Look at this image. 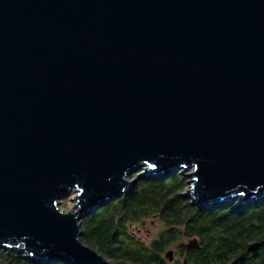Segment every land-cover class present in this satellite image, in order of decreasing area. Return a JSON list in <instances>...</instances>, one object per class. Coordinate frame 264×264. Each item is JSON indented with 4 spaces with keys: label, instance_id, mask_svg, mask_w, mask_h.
Instances as JSON below:
<instances>
[{
    "label": "water",
    "instance_id": "95a60500",
    "mask_svg": "<svg viewBox=\"0 0 264 264\" xmlns=\"http://www.w3.org/2000/svg\"><path fill=\"white\" fill-rule=\"evenodd\" d=\"M143 163L264 199V0H0V248L111 264L82 221Z\"/></svg>",
    "mask_w": 264,
    "mask_h": 264
},
{
    "label": "trees",
    "instance_id": "16d2710c",
    "mask_svg": "<svg viewBox=\"0 0 264 264\" xmlns=\"http://www.w3.org/2000/svg\"><path fill=\"white\" fill-rule=\"evenodd\" d=\"M182 172L144 177L125 195L100 206L83 218V240L111 264H264V245L249 253L254 242H264V199L236 209L237 202L197 206L182 196ZM159 217L165 230L151 241L140 239L130 225ZM198 238L200 248L186 259L170 261L167 249L184 238ZM171 242V243H170ZM186 245L181 243L180 253ZM19 252L0 249L7 264H64L30 260Z\"/></svg>",
    "mask_w": 264,
    "mask_h": 264
},
{
    "label": "rangeland",
    "instance_id": "374dc122",
    "mask_svg": "<svg viewBox=\"0 0 264 264\" xmlns=\"http://www.w3.org/2000/svg\"><path fill=\"white\" fill-rule=\"evenodd\" d=\"M177 172H182L181 177H182V179L185 182V189L182 192V196L184 198H186V199H190V201L193 203V199L188 197L190 192H191L190 191V187H191L190 181L192 180V178H190L189 176L193 172V170L192 169L191 170H183V169H181V170H179ZM164 173L167 174V172H160V171L153 172V176H150V177H155L157 175H161V174H164ZM173 173H175V172H173ZM148 174H149V165L146 164V163H143L139 169H137L136 171L132 172L129 175V180H131V181H136L137 180V182H138L139 179L144 178L145 176H148ZM137 182H136V184H137ZM134 186H135V184L132 185V187H134ZM132 187L128 191H130L132 189ZM75 195H76V193L73 192V193H70L69 195L65 196L64 198H62L61 204H60V208L62 210H65V211H69L70 209H72L75 206V202H74ZM123 195H125V194H123ZM227 201H230V202L231 201L232 202L235 201V202H237L236 209H239V205H240V200L239 199H233V200H227ZM254 202L255 201H252L250 204H252ZM218 203L219 202L217 201L214 204L218 205ZM250 204H248V205H250ZM199 205L205 207L204 205L197 204V206H199ZM165 228H166V224L163 222V220L161 218H159L157 216L151 217V218L143 220V221L142 220L141 221H137V222H134L133 224L130 225L131 231L135 232L137 237H139L140 239H145L146 241H151L154 238H157L165 230ZM192 239H194V238L186 237L180 243L179 242L173 243L167 249L166 254H167V252L172 250V251L175 252L174 261L183 260L184 258H183L182 255H180L179 246H180L181 243H185V245H186ZM6 250H7L8 253L18 252L17 250H9V249H6ZM0 262H2L4 264H7L6 262L2 261L1 259H0Z\"/></svg>",
    "mask_w": 264,
    "mask_h": 264
},
{
    "label": "flooded vegetation",
    "instance_id": "af4514ba",
    "mask_svg": "<svg viewBox=\"0 0 264 264\" xmlns=\"http://www.w3.org/2000/svg\"><path fill=\"white\" fill-rule=\"evenodd\" d=\"M180 250V249H179ZM187 253H189L187 250H186V248H185V252H183V253H180V255H182L183 256V258H184V260L186 259V257H187Z\"/></svg>",
    "mask_w": 264,
    "mask_h": 264
},
{
    "label": "bare ground",
    "instance_id": "6f19581e",
    "mask_svg": "<svg viewBox=\"0 0 264 264\" xmlns=\"http://www.w3.org/2000/svg\"><path fill=\"white\" fill-rule=\"evenodd\" d=\"M158 239V238H157ZM171 243V242H170ZM188 254V253H187Z\"/></svg>",
    "mask_w": 264,
    "mask_h": 264
}]
</instances>
